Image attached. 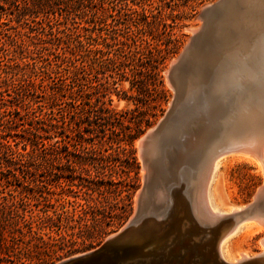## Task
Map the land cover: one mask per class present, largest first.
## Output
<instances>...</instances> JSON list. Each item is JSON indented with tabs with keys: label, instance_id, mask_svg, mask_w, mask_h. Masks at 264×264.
<instances>
[{
	"label": "rangeland",
	"instance_id": "obj_1",
	"mask_svg": "<svg viewBox=\"0 0 264 264\" xmlns=\"http://www.w3.org/2000/svg\"><path fill=\"white\" fill-rule=\"evenodd\" d=\"M31 1L35 11L28 15L23 9L30 0H0V141L31 150L34 127L51 121L56 125H47V133L39 131L37 146L41 150L43 142L59 154L41 151L32 158L0 153V182L8 185L1 186L0 199L9 193L29 197L25 217L33 229L69 251L47 263L57 264L98 248L136 212L146 172L138 140L168 109L173 89L166 70L187 44L190 29L199 27L202 7L217 0ZM77 33L87 48L84 79L67 72L72 65L84 64L70 52L77 46ZM78 83L87 86L90 107H82L85 94H74L78 109L73 113L62 100H70L69 89ZM98 90L106 91L110 104ZM52 92L59 100L43 96ZM99 99L118 112L119 121L103 124ZM229 153L221 158L208 188L212 204L231 215L230 205L243 207L254 200L264 185V170L243 153ZM32 178L36 182H30ZM41 179L50 182L49 189ZM240 226L229 235L226 249L231 255L242 250L252 259L264 248V227L259 229L258 221ZM26 229L24 241L30 238ZM171 253L172 264L184 255Z\"/></svg>",
	"mask_w": 264,
	"mask_h": 264
},
{
	"label": "bare ground",
	"instance_id": "obj_2",
	"mask_svg": "<svg viewBox=\"0 0 264 264\" xmlns=\"http://www.w3.org/2000/svg\"><path fill=\"white\" fill-rule=\"evenodd\" d=\"M234 1V7L225 2L218 8L215 35L187 54V66L180 69L185 89L179 102L185 104L177 103L176 116L149 142V181L132 228L96 264H172L171 252H184L175 264H264V248L252 259L226 249L237 226L258 221L262 226L256 227H264V187L250 204L230 205L231 215L212 204L208 188L221 158L234 153L225 150L264 142V0ZM262 150L260 156L235 151L264 170Z\"/></svg>",
	"mask_w": 264,
	"mask_h": 264
},
{
	"label": "trees",
	"instance_id": "obj_3",
	"mask_svg": "<svg viewBox=\"0 0 264 264\" xmlns=\"http://www.w3.org/2000/svg\"><path fill=\"white\" fill-rule=\"evenodd\" d=\"M30 2H31L30 4L29 2H26L27 5L23 9V12H25L24 14L30 15L32 12L34 13L35 10L33 9V6H35V2L31 0ZM60 2L59 0L57 1V3H60ZM47 4H50V3L47 1ZM127 9H131V8L129 7ZM134 11H137V10H134ZM142 13L144 14V12ZM76 35H77V46H76L77 49H75L76 47H74V49L70 52L74 56L79 55L81 58H83L84 64H82L81 66L72 65V68L67 69V72H69V74L71 75V77H73V79H80L79 78L80 75H81V78L84 79L85 77L84 74L86 73L85 58L87 56V48H84V44L79 38L80 34L77 33ZM76 50H78V52ZM96 62L98 63V65H100L98 58H96ZM55 72L57 74L59 71H55ZM48 75H49V72H48ZM75 86H77V88H74ZM75 86H71L69 89L70 100L69 101L62 100V103H66L69 105L73 113L75 112L76 109H78L75 104L74 98L71 97V96H74V94H77L80 96L85 94L83 96H85L86 99H83V101L81 102L82 107H84V105H87L88 107H90V101L88 100L89 94L85 92L86 91L85 88L87 87L85 86V83H78ZM97 93H98V96L100 97H105L107 95L106 91H102V90H98ZM43 96L48 101L57 100V99L59 100V98H57V94L54 92L49 93V94L48 93L44 94ZM106 97H107L106 103L110 104L111 99L108 98V95ZM100 103L101 105H99V110L101 111V113H100L99 118L104 120L103 124L105 125L110 124V123L113 124L114 122L119 121L118 119L119 114H117L118 112H115L114 109H111L108 106H106L105 100L101 99ZM87 110L90 112V109L87 108ZM81 111H83V109ZM14 112L18 113L17 110H15ZM12 120L13 119H10L8 121L12 122ZM38 121L43 122L42 120H38ZM63 124H64V120L62 119V127L63 129H65ZM47 125L54 126L56 125V123H53L51 121L50 123L44 122L40 126L34 127V131L32 133L34 134L35 138L32 139L33 145H32L31 150H27L25 145L22 148V150L14 149L11 146V144L0 141V153L5 154L6 156H10V157L28 156L32 158L39 155L41 151L44 154H55V153L59 154L57 149L53 146H52V151H49V149H46L43 142L42 143L40 142L41 147H43L41 148V150L37 146L38 144L37 137L41 136V133L39 131L42 130L43 132H46V133L49 132ZM78 126H80V124H78ZM65 136L69 138L68 134H65ZM44 137L49 138L48 135H44ZM30 180H31L30 182H33V183L36 182L34 178ZM39 181L40 183H43L44 188L49 189L46 183H50V182H46L45 180H42V179ZM6 182L8 183L9 181H6ZM1 186H8V185H5L4 183L0 182V188ZM31 190H32L31 197L36 199L37 197L33 192L34 190L33 189ZM1 197H2V200L0 199V264H31L32 262H39V264H47L49 261L50 263H53V258H55L56 256L57 258L61 256L59 255L61 252H63L64 250H65V253L69 252L68 249L67 250L64 249L65 244L60 245V244L52 243L50 241H46L42 238L39 231H36L33 229L32 221L26 219L25 217V213L29 211L27 208L30 205L28 201L29 197L27 195H21V193L17 195H13L12 193H9V197H6V196H1ZM41 227L42 225H38L37 229L40 230ZM24 228H27L26 233L30 234V238L27 241H24V236L26 235ZM88 238L91 239V236H89ZM21 244H24L27 247L23 249L21 247ZM88 244L89 246H91L92 241L89 240ZM22 250L24 251L22 252ZM32 251H33V254H31ZM46 257L48 258L46 259ZM34 258L37 261H33Z\"/></svg>",
	"mask_w": 264,
	"mask_h": 264
},
{
	"label": "water",
	"instance_id": "obj_4",
	"mask_svg": "<svg viewBox=\"0 0 264 264\" xmlns=\"http://www.w3.org/2000/svg\"><path fill=\"white\" fill-rule=\"evenodd\" d=\"M225 2H227V4L229 6L234 7L236 5V1H234V0H217L212 4H209L207 6L202 7V9L199 13V16H198L200 21H201L200 26L193 32V34L190 36L187 44L183 47L182 51L178 54V56L174 60L171 61L168 69L166 70V76L168 78L170 85L172 86V89H173V96H172L171 102L169 103L168 109L166 110L163 117L155 124V126L152 129L147 131L144 134V136L140 139L141 150H142V153L144 156L145 166H146L147 170L145 169L146 172H145L144 184H143L142 189L140 190V193L138 195V203L142 197V194L144 193L146 184L149 181V177H148L149 165L146 162V160H147L146 150H147V147L149 145V142H150L151 138L155 136L156 132L160 128H162V126H164L166 124L168 119L174 118L176 116V114H177L176 106L177 107L179 106V105H177V103L179 102V99L183 98L185 86H183V84L181 82V73H182L181 70L186 68V66H187V60H188L187 54L190 53L193 44H195L196 42H199L200 40L201 41L205 40V38L210 37V35L211 36L215 35V33H214L215 27L213 25V20L217 19V17L220 14V11L218 8L220 7L221 4H223ZM191 52L193 53V51H191ZM204 61L206 62L204 67H206V71H207L209 65L207 64L206 60H204ZM175 77L178 78L179 80L176 79ZM176 80H177V82H176ZM179 103L181 104V102H179ZM182 104L184 105L185 102ZM263 147H264V142H260L259 144H257L256 146H253V147H247V146L240 145V146L235 147V148H229V149L225 150V152L235 151V150L239 149V150H244V151L251 153L253 155L260 156L262 154ZM262 187H264V185ZM262 187L255 194L254 200L258 197L259 192L262 189ZM132 221H133V216L117 233L110 236L98 248L91 250L87 253H83V254H80L77 256L67 258L65 260L60 261L57 264H79L80 262H82V264H96L98 258L102 255H105L110 250L111 244L113 242H115L116 239H118L120 236L125 234L127 231L131 230Z\"/></svg>",
	"mask_w": 264,
	"mask_h": 264
}]
</instances>
